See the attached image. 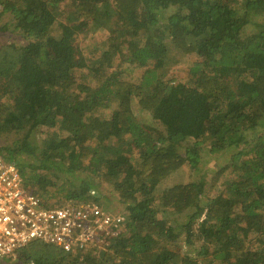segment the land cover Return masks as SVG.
I'll return each instance as SVG.
<instances>
[{
  "label": "trees",
  "instance_id": "trees-1",
  "mask_svg": "<svg viewBox=\"0 0 264 264\" xmlns=\"http://www.w3.org/2000/svg\"><path fill=\"white\" fill-rule=\"evenodd\" d=\"M0 16L24 40L0 46V138L19 136L0 155L49 207L98 201L102 178L125 210L105 250L37 242L0 264H264V0H0ZM203 147L229 157L210 182Z\"/></svg>",
  "mask_w": 264,
  "mask_h": 264
},
{
  "label": "built area",
  "instance_id": "built-area-1",
  "mask_svg": "<svg viewBox=\"0 0 264 264\" xmlns=\"http://www.w3.org/2000/svg\"><path fill=\"white\" fill-rule=\"evenodd\" d=\"M123 222L122 214L94 202L47 206L26 186L17 163L0 155V258L37 242L76 256L105 250Z\"/></svg>",
  "mask_w": 264,
  "mask_h": 264
},
{
  "label": "rangeland",
  "instance_id": "rangeland-1",
  "mask_svg": "<svg viewBox=\"0 0 264 264\" xmlns=\"http://www.w3.org/2000/svg\"><path fill=\"white\" fill-rule=\"evenodd\" d=\"M65 10V9H63ZM66 15H62L60 19L62 21L66 20ZM69 20V18H67ZM13 21L9 16H0V46L3 44H11V43H17V44H22L24 43V40L19 32H15L13 30ZM57 31V30H56ZM57 33V32H55ZM96 37V35H88V36H81L79 38V43L83 49H88L89 43L91 42V38L93 39ZM197 56L191 55L189 56L188 59L192 61H196ZM118 66V64H117ZM123 72V77L128 80L132 81L134 83H138L141 81L143 74H144V69H140L137 67L133 66H122L119 68ZM186 64L180 68L172 69L167 77L169 78H174V79H184L186 78ZM135 110V115L137 116L138 120L146 125H152L155 124L153 118L146 112L142 111L138 105L136 104L134 106ZM45 130V129H42ZM18 135H10L6 137L0 138V148H4V146L9 145L11 146L13 141L18 139ZM43 137V136H42ZM15 143V142H14ZM204 152H203V160L200 164V170L203 171V174L205 175L206 179L208 182H210L211 177L214 175V172L227 164L229 162V157L224 156L222 154H216L212 155L209 151V147H203ZM3 153V152H2ZM190 173V170L187 166L183 167L182 169L179 170L174 176L169 178L165 183L164 187L171 186L177 182H187L188 181V175ZM85 176V175H84ZM81 177V176H78ZM95 186V195L98 197V201H95L94 203L98 204L102 208L108 209V211L112 212L113 214H123L125 213V210L123 209V206L121 203H119V194L117 191H115L112 187L107 185L102 178L97 179L94 182ZM53 206H59L58 200L57 199H52L50 202ZM179 223L177 222L176 225ZM197 243H193V245H187L184 241H181L179 250L180 251H185L188 254H190V251H192V248H198ZM18 253L15 255L17 256ZM14 256V258H16ZM9 257H1L0 260L3 262L4 259H8ZM13 260V258H12Z\"/></svg>",
  "mask_w": 264,
  "mask_h": 264
}]
</instances>
